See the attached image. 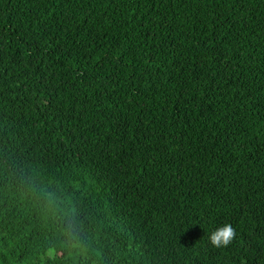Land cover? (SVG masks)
Instances as JSON below:
<instances>
[{"label": "trees", "instance_id": "16d2710c", "mask_svg": "<svg viewBox=\"0 0 264 264\" xmlns=\"http://www.w3.org/2000/svg\"><path fill=\"white\" fill-rule=\"evenodd\" d=\"M0 264H264V0H0Z\"/></svg>", "mask_w": 264, "mask_h": 264}, {"label": "clouds", "instance_id": "9594fccd", "mask_svg": "<svg viewBox=\"0 0 264 264\" xmlns=\"http://www.w3.org/2000/svg\"><path fill=\"white\" fill-rule=\"evenodd\" d=\"M235 236V230L231 224H223L215 228L209 237L210 242L217 247H226L231 243Z\"/></svg>", "mask_w": 264, "mask_h": 264}]
</instances>
